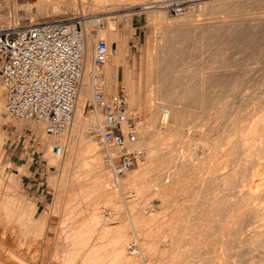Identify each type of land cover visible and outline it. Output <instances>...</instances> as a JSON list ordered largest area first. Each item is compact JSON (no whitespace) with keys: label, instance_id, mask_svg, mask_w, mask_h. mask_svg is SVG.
Wrapping results in <instances>:
<instances>
[{"label":"bare ground","instance_id":"1","mask_svg":"<svg viewBox=\"0 0 264 264\" xmlns=\"http://www.w3.org/2000/svg\"><path fill=\"white\" fill-rule=\"evenodd\" d=\"M143 1L80 0L82 8L88 13L95 12L94 7L110 5L116 8H121V6L131 8L135 3L140 6L142 4L143 8L139 13H146L149 26L157 30L153 54L151 53L152 56H150V46L145 49L144 53L142 52L146 59L142 57L143 66L141 65L142 71L140 70L139 73L135 58H130L128 51L123 54L119 43H114L111 38L118 28L117 22L110 21L107 28L105 25L100 32L93 34L90 30L91 21L98 17H84V68L76 96L73 125L68 134L58 139L48 135L42 125L34 124V128H29L37 135V139L39 138V146L45 154L48 168L58 170V177H49V184L52 186H56L60 181L57 186L58 196L52 208V214L61 217L59 230L62 236L63 251L59 254L58 264H227L229 257L232 256L225 250L229 243L226 244L227 242L218 238L220 241L209 240L211 245L206 244L204 241L209 239L206 236L209 237L210 233L213 239L212 234L216 232L212 233L211 230L217 229L215 230L217 231L216 236L218 231L223 232L224 234L220 233V235L224 236L227 232L229 235L233 231V234H238L235 236L240 237L237 228L241 229L243 222L245 224L246 218L244 219L243 216L247 213L243 215V209L240 211V207H237L238 203L243 208L245 206L246 209H252L253 213L249 211L251 217L264 218V103L259 102L257 108L253 106L255 109L252 108V112L236 116L232 122L230 119L227 121L229 124L224 123L218 131H213L209 121L211 118L208 116V111L217 109L215 107L222 102L225 94L232 95L242 83L238 77L214 72V60L217 62L216 58H219L229 62L228 59H231L228 55L229 49L234 50L230 48L232 42L237 41L238 44L241 42L242 47H247L245 46L247 43L258 45L260 41H263L264 18L257 17V21L253 20L256 23L251 22L252 25H249V21L246 23V21L237 19V21H221L222 23L217 24L204 20L202 23H196L193 21L195 18L190 19L189 14L183 15L178 20L168 18L161 10L163 9L161 4H158L160 0H151V3L146 2V4H143L145 2ZM15 3L17 4V0ZM69 3L70 0H33V4H17V6L26 10L52 8L61 12L66 7L68 9ZM116 17L118 19L121 16ZM106 19H111V17ZM229 24L236 25L232 26L233 29L230 28L232 30L229 28L228 30L227 27H231V25L228 26ZM215 36L220 38L216 52H214L215 45L214 48L213 44L212 48L209 46L210 42L216 39ZM96 38L105 40L110 51V57L100 70L104 77V83L100 89L107 94L123 92L129 106L128 113L134 117H144L143 123H137V140L128 146V149L136 153V163L124 169L122 173H118L117 167H115L116 172L113 168L114 159L117 160L120 154L119 148L105 145L96 139V133L103 123L100 110L98 108H92L96 109L92 110L87 106L96 89L92 82L93 53L91 49V44ZM203 53L207 54L203 56ZM187 57L195 58L196 63L192 61L185 63ZM180 62H183L181 66ZM227 65L229 66V63ZM220 68L223 69V66ZM220 88L222 91L219 92ZM216 92H219L217 97ZM226 96L228 97V94ZM250 100L253 102L252 98ZM251 101L246 109L252 106ZM248 102L244 101L243 105ZM240 106H242L241 103ZM192 107L197 108V112ZM227 109L220 111L221 114L225 111L221 118L227 115ZM3 111L4 107L0 104V126L4 124L1 117ZM194 117L199 118L201 123L199 128L196 124L198 131L192 135L189 125ZM157 124L160 125L159 128ZM25 127L20 125L19 130ZM56 144L62 145L61 153L55 150ZM195 147H201L205 152L203 160L201 159L202 162L199 161L201 164L198 163L202 167L201 170L206 169L203 172L213 178L217 177V181L218 176H222L220 177L222 184L216 185V180L215 183L212 181L215 185L212 189L211 185H208L210 178L208 179L207 175L208 181H205L207 182L205 185L210 186V190H213L212 194H206L209 190L206 186L201 187L204 186L205 175L201 173V170L195 172L194 161L198 159L193 154ZM176 153H179L180 157L177 158L179 162L176 161ZM198 169L199 167L196 170ZM2 172L0 171V178L3 177ZM191 172L194 177H190ZM258 177L262 182L260 187L256 188L254 183ZM192 182L200 183V185L193 187ZM224 186L228 189L237 187V190H230L231 192L238 191L237 196L234 193L232 197L229 196L231 192L227 194L226 188L223 189L226 192L221 190ZM196 188H199V191L193 194ZM234 195L237 197L235 199L237 206H232L233 204L230 203L231 206L226 205L227 210L223 208L228 200L230 201L231 198V201L234 200ZM5 197L4 202L6 203H3L2 208L7 210L9 215L17 213L19 218L26 215L25 209L21 208L16 211L12 208L14 197L7 193ZM62 201L65 203L60 208ZM215 201H219V206H223L217 211L222 213L226 210L225 213L223 211V216L220 213L222 217H218L219 219L215 218L216 214L213 216V210L211 212V207L209 208ZM217 204L216 207L214 206L215 210ZM232 207H237L239 211L233 210ZM209 210L210 214L207 216L205 213ZM245 210L244 212H247ZM248 214L246 217H250ZM23 227L25 233L32 230L29 224ZM234 229H237L236 232ZM262 232L257 233V237ZM223 235L221 238H225ZM252 236L253 239L250 240L257 241L256 238L254 239V234ZM231 237L230 239L236 238ZM259 238L260 242L262 239L264 242V237ZM246 240L248 242L249 239L246 237L243 242L245 243ZM247 242L243 243L244 247H240L241 250L238 252L242 260H245V257L249 258L250 254H254L253 251L257 250L253 245L256 243L252 244L250 241L248 243L251 245H248ZM260 242L256 245L260 246ZM263 242L261 246L264 245ZM236 246L239 247V243ZM230 249L232 250V247ZM257 252L255 251L256 254ZM262 254L264 257V253ZM214 256L217 257L216 260ZM240 257L238 258L241 259ZM9 261L13 262L12 264H21L14 257L9 258ZM232 263L235 264V262ZM232 263L228 262V264ZM0 264L3 262L0 261Z\"/></svg>","mask_w":264,"mask_h":264},{"label":"rangeland","instance_id":"2","mask_svg":"<svg viewBox=\"0 0 264 264\" xmlns=\"http://www.w3.org/2000/svg\"><path fill=\"white\" fill-rule=\"evenodd\" d=\"M144 1H143L144 2L143 4H146V2H148V3L152 2L151 0L150 1L144 0ZM232 2H233V4H232ZM17 4L18 5L33 4V0H17ZM17 4L15 3V0H5L3 5L0 6V14L3 15V16L0 15L1 16L0 20L8 23L9 18L6 16L5 11L7 10V8H10V7H14V9H15L14 11L16 13L15 19L17 21L18 20L19 21L27 20V21H31V22H35V23H47V22L48 23H61V22H66V21H70V20H81V19L84 20V17L85 18L98 17V19H104L105 20V22L103 20V23L106 25V28L108 27L110 21L111 22L112 21L117 22V26L119 28V31L115 32L114 38L120 36L122 32L126 33L127 35H130L128 42H127V49H128V53H129L130 58L131 57L135 58V61L137 63V70L139 73H140V70L142 71L141 65L143 66V59L144 58L146 59L145 56L142 59V54L144 53L145 49L148 46H150V48H151L150 56H152L151 53L153 54V49H154V46L156 44L155 40L157 37L156 36L157 30H155V28L149 26L148 15L146 13H143V12L139 13L141 11V9L143 8L142 4L140 6V4L135 3L133 5V7H131V8H126L127 6H121V8L117 7L118 9L116 7H113L110 5L103 6V7H94L95 12L93 11V12H89V13L85 12V10L82 8L80 0H70L68 9L66 7L65 8L66 10L64 9L61 12H57L56 10H54L52 8H45L43 10H38L37 8H33L30 10H26V9L20 8L19 6H17ZM158 4L159 5L161 4L160 6L163 7V9H161V10L166 13L168 18L178 20L183 15L189 14L191 16L190 19L193 20L195 18L193 21H195L196 23H198V22L202 23V21L204 20L206 22L217 24L219 22L222 23L221 21L231 22L232 20L234 21L237 19L239 21H244V22L246 21V23L249 21L248 22L249 25H252L253 23H256L254 21H257L256 20V19H258L257 17L264 18V0H255V1L254 0H246V1L245 0H160V2ZM158 4L156 3V5H158ZM152 5H155V4H152ZM231 10H233L234 12ZM229 11L232 13H230ZM205 12H207V13H205ZM235 12H236V15H234ZM245 12H246V14H245ZM202 14L205 16H203ZM242 14H244V15H242ZM85 15H87V16H85ZM200 15H202V16H200ZM237 15H238V17H237ZM116 16H121V17H119L117 19ZM192 16H193V18H192ZM234 16H235V19H234ZM110 17H111V19H106V18H110ZM199 17H201V19ZM241 17L245 18V19L242 20ZM210 19H211V21H210ZM82 22L84 23V21H82ZM251 22H253V23L251 24ZM230 25H231V27H227V29L228 28L233 29L236 24H229L228 26H230ZM233 25H234V27H232ZM232 29H230V30H232ZM98 32H100V30ZM214 38H216V36ZM218 38L219 37H217L216 39H218ZM216 39L213 40L215 43L213 41H212V43L210 42V44H209L210 47L213 44L212 47L214 48V45H215V48H216V46L218 45V42L220 41V38L217 40V43H216ZM260 42L258 45L254 44V43L252 45H250V43H247V45H245L247 47L243 46L246 50L242 47L241 42H239L240 45L238 44L237 41L232 42L230 45V48H234V50L229 49V52H228V55L231 56V59H228L229 62L227 61L229 63V66L227 65L228 63L226 61H222L219 58L218 59L216 58L217 62L214 60V63H215L214 64L215 65L214 72H216L217 74L219 73L222 75L226 74L229 76L238 77L242 81V83H244V84L242 86V83H241L240 84L241 86L239 85L238 88L235 89V90H237V89L238 90L237 91L234 90V93L232 95H230V93H227L228 94V97H227L226 96L227 94H225L223 96L224 99L222 98L223 100H221L222 102H220V104L215 107L217 109H211V111H208V116L211 118L209 121L212 124V125L210 124V126H212V128L214 129L213 131L220 130L221 127L224 126V123H226L230 119H231L230 122H232L233 118H236V116L238 117L239 115L246 114L249 111L252 112L253 109H255L254 108L255 106L257 108L259 102L264 103V87H263L264 86V83H263L264 82V75H263L264 74V54H262V53H264L263 52L264 45H262V44H264V40L260 41ZM234 43L236 46L234 45ZM237 45H239L241 47H239ZM209 46H207V47H209ZM210 47H209V49H210ZM93 48H94V43L91 44L92 53H93ZM215 48H214V52H216V50H217V48L216 49ZM240 48H243V49H240ZM208 50H206L207 53H208ZM230 50H231V52H230ZM207 53H203V56L206 55ZM189 58L191 59V57H187L186 62L185 61H183V62L187 63V62L192 61L193 63L194 62L196 63L195 58H192L191 60ZM228 58H230V57H228ZM187 59H189V60L187 61ZM214 59H215V57H214ZM219 61H221V63ZM183 62H180L179 65L181 66V63H183ZM216 63H218V64L216 65ZM223 63H224V65H223ZM225 64H226V66H225ZM218 65L223 66V69L220 68L221 66L218 67ZM224 66L226 67V69L224 68ZM217 68H220V69L217 70ZM138 72H137V74H139ZM249 79L251 80V82ZM220 89H219V92L222 91V89L221 90ZM217 91H218V89H217ZM218 93L216 92L215 96L216 95L218 96L219 95ZM253 95H258V96L257 97L255 96L256 97L255 98ZM216 97H215V99H216ZM250 98L253 99V102L250 100ZM126 100H127V98H126ZM249 100L251 101L252 106L250 108L248 107V109H246V107L250 105ZM244 101L245 102L249 101V102L247 104L243 105ZM254 102L257 103V105ZM240 103L242 106H240ZM0 104L3 105V107H4V111L1 115L2 121L4 122V124H2L0 126V171L1 172L3 171L2 172L3 177L0 178V182L3 184V185L2 184L0 185V261H2L3 264H9V263L12 264L13 262L11 263L9 261V258L11 259L14 257L16 259V261H19L21 264H58L59 254L61 251H63L62 236H61L60 230H59V224L61 221V217L59 215L57 216L55 214H52V208L55 205V199L58 196L57 186H58V183H60V181L57 183L56 186L55 185L52 186L49 184V177L50 176L52 178L58 177V170L56 168H50V169L48 168V162L45 159V154L43 153V151L40 149V146H39V138L37 139V135H35L33 133V131L31 132V129H29L30 127L34 128L35 127L34 124L35 125H37V124L32 122V121L28 122L25 120H14V119H12L13 120L12 121L10 118H7V116L5 114V110H6L5 94H4V89L2 87V84H1V80H0ZM230 104H232V105H230ZM192 109H193V107H192ZM225 109H227L226 110L227 115H225V117L221 118V115L224 116L223 114H225V111L222 112V114L220 111L225 110ZM241 109H242V111H241ZM92 110H96V109H92ZM193 110L196 111L198 109L194 108ZM225 118H227V119H225ZM195 119H196V121L193 122V120H195ZM220 119H223V120H220ZM138 120H139L138 123H143L144 117L140 116V117H138ZM211 120H212V122H211ZM20 121H25V122H20ZM200 123H201V121L199 120V118H196V117H194L190 121V125H189L191 128L190 134L194 135V133L198 131L197 128H199ZM196 124H198L197 128L195 127ZM226 124H229V122H227ZM20 125H24L26 127L20 131L19 130ZM193 125H194V127H193ZM37 126H39V125H37ZM159 127H160V125L157 124V128H159ZM213 135H214V132H213ZM194 150H195L193 152L194 157L198 158V159L195 158L196 160L194 161L195 164L197 163V165L194 164L195 172H197V171H200L202 168L200 166V164H201L200 162H202V160H203L202 157L204 156L205 152L201 147H195ZM175 157H176V161L179 162V159H177L180 157L179 153L178 154L176 153ZM199 157H200V160H199ZM121 162L122 161L119 158L117 160H116V158L114 159V164H113L114 170H115V167H118V165ZM135 163H136V154L132 158V164L129 167H132ZM198 163H200V164L198 165ZM196 166L199 167L198 170H196L197 169ZM194 167L192 168L193 172H194ZM203 171H206V169L201 170V173H203L205 175V179L203 181L204 186L202 185L201 187L204 188L206 186V188L208 189L210 187L208 185H211V188L213 189V187H215V185L213 183H215V180L217 177L213 178V176L211 177L209 174H207L206 172L204 173ZM115 172H116V170H115ZM207 175H208V179L210 178L209 181H208V179H206ZM191 176L194 177V174L192 173L190 175V177ZM218 177H219V179H218V181L216 180L215 184L221 185L222 182H220L221 181L220 177H222V176H218ZM205 181H208V185H205V184H207V182H205ZM212 181H214V182L212 183ZM209 182L211 184H209ZM218 182H219V184H218ZM261 182H262L261 178L260 179H259V177L256 178L255 183H254V187H256V188L260 187L259 185H261ZM192 183H193V185H192L193 187H195V185L197 186V184L200 185V183H196V182H192ZM211 188H209V190H208V192H206V194L207 193L212 194L213 190L211 191L210 190ZM207 189H203V190L207 191ZM223 189H225L227 191V194H229L233 189L237 190L238 188L234 187V188H231L232 189L231 190V189H228L226 186H224V188L221 187V190H223ZM225 190H223V191H225ZM236 190L231 192V194H229V196L232 197L233 193L237 196L238 191L236 192ZM196 191L198 192L199 188H196V190H193V194H196L197 193ZM6 193L9 194L11 197L15 198V201L13 203L12 208L16 211H18L21 208L25 209L24 210V212L26 213L25 216H23L22 218L20 216V218H19V215H17V213H14L13 215H9L8 211L2 208L4 205L3 203H6V202H4L5 201L4 199L6 198L5 197ZM235 195L233 197L234 202L231 201V199H232L231 198L230 201L228 200V202H226L224 204V207L221 205L219 206V203H218L219 201H215V203L213 202V204L211 203L209 208L211 207L210 208L211 212L213 210V212H212L213 216L216 214V217H215L216 219H219L218 217H222L223 214L226 212V210H227L226 205H229L230 203H232L233 205L230 204V206L231 205L237 206V204L235 202V199L237 197ZM208 200H210V199H208ZM236 201L238 203V199ZM64 203H65L64 201L61 202L60 208H62L64 206ZM216 204L218 206L215 210ZM220 207H223L226 209V210H223L224 213H223V211H222V213H221V211H219L222 209V208L220 209ZM237 207L238 208L240 207L239 208L240 211L243 209V215H245L244 213L248 214V212L249 211L251 212V210H252L251 208H249L250 210L248 208L246 209L245 206H244V208H243V206H239V203H238ZM237 207H235V208L232 207V208H233V210L234 209L238 210ZM212 208H214V209H212ZM217 209H219V210L217 211ZM210 210H209V212L205 213L207 216H208V214H210ZM244 210L247 212H244ZM214 211H216V213H214ZM217 212H219V214ZM250 212H249L250 217L249 216L246 217L247 214L245 216H243L244 219L246 218V220H244V221H246L245 224L243 222V225H242L243 227L241 226V229H239L240 227H238L237 228L238 230L234 229L235 232L237 230V232L240 234V237H239L240 239L237 236H235L236 233L233 234V231L232 232L230 231L231 233L229 235H227L229 233V232H227L225 234L226 236L223 235L224 234L223 232L218 231V235L216 236L217 231H215V230H217V229L211 230L212 233L216 232V233H214V235L212 234L213 239H212V237H210L211 236L210 233H209V237L207 234H206L207 236L204 235L207 238H209V239H207L205 237V239H207L206 241H204L206 244L211 245V241L216 242V241H220V240H224L225 242H227L226 244L229 243L228 245H226L225 250L230 255H232L234 258H231L232 256H230L228 261H227V264H228V262L229 263L235 262V264H237L236 262H238V264H239V262L241 264L242 263H245V264H247V263L248 264H251V263L252 264H260L261 263V264H264V257H262V255H263L262 253H264V247H263L264 245L261 246L263 239H262V242H260L261 240H259L260 239L259 237H261V238L264 237L263 236L264 235V233H263L264 232L263 231L264 230L263 229L264 228L263 227L264 226L263 225L264 224V221H263L264 218H258L257 219L255 217H251V213H253V212H251V213ZM220 213L222 214V216L220 215ZM252 216H253V214H252ZM252 218H253V221H252ZM247 219H250V220H247ZM254 219H257L258 221L254 220ZM259 220H260V222H259ZM262 221H263V223H262ZM27 224H29L31 226L32 230L28 233H25V231H24L25 228L23 226L27 225ZM260 225H261V227H260ZM252 229H254L255 231ZM239 230H240V232H239ZM241 230L243 232L242 234H241ZM260 230H262L263 232ZM256 231H258V232H256ZM259 231L262 232L263 235H262V233H261V235H259L260 234ZM251 232H254V233H251ZM220 233H223L221 235H223L226 239L221 238ZM255 233H256V235H255ZM257 233H259L258 237H257ZM253 234H254V239L256 238L257 241L259 240L258 242L255 240H254L255 242L253 240H250V239H253V238H251V237H253L252 236ZM231 235L232 236L234 235L233 237L238 238L239 241L242 238H244L243 240H241L242 242L245 241L246 237H247V239L252 241L251 242L252 244H253V242L256 244L260 242V246H257L259 244H257V245L253 244L255 246V249H257V250H255L256 252L259 249L260 253L257 252V254H259V255H257L255 253V251H253L254 254L251 253L250 254L251 258L249 257L251 260H249V258H246V257H245V260H247V261H245L244 259L242 260V258L239 256L238 252L241 250V248L244 247V244L247 242V240L245 243L243 242L244 243L243 244L242 242L240 243L237 239V240H234L235 242L237 241V243H235L233 241V239H236V238L231 237ZM236 235H238V234H236ZM241 235H242V237H241ZM248 236H249V238H248ZM230 237L233 239H230ZM215 238L217 240L214 241ZM218 238H220V240H218ZM228 238L230 239V241H233V242L230 243ZM227 239L229 242L227 241ZM209 240H211V241H209ZM249 240H248V242H250ZM207 241H208V243H207ZM238 243H239V247L236 246V245H238ZM251 243H248V245L249 244L251 245ZM213 244L214 243H212V245ZM240 244H241V246H240ZM263 244H264V242H263ZM227 246L232 247V250L230 249V247L228 248ZM258 247H260V248H258ZM233 248H234V250H233ZM229 251H231V252L235 251L237 254L235 252L230 253ZM210 252H212V251L210 250ZM233 254L234 255L236 254V255L234 256ZM260 256L263 258V260H262V258H259ZM238 257H240L241 259H239ZM5 258H6V260H5ZM216 259H217V257L214 258V260H216ZM21 260H23V261H21ZM229 260L232 262H230ZM234 260H236V261H234ZM260 260H262V261L260 262ZM5 261H6V263H4ZM241 261H243V262H241ZM232 264H234V263H232Z\"/></svg>","mask_w":264,"mask_h":264},{"label":"built area","instance_id":"3","mask_svg":"<svg viewBox=\"0 0 264 264\" xmlns=\"http://www.w3.org/2000/svg\"><path fill=\"white\" fill-rule=\"evenodd\" d=\"M5 0H0V6ZM14 7L7 8L8 23L0 20V80L8 118L32 121L58 139L73 125L76 96L85 58L83 20L61 23L17 21ZM88 20V19H87ZM93 34L105 27L100 19L91 21ZM110 57L105 40L96 38L92 54L93 91L88 107L98 108L103 123L96 133L105 145L119 148L118 173L132 164L135 152L128 146L137 140L138 117L128 113L125 94H107L100 87V72ZM55 150L61 153L62 145Z\"/></svg>","mask_w":264,"mask_h":264},{"label":"crops","instance_id":"4","mask_svg":"<svg viewBox=\"0 0 264 264\" xmlns=\"http://www.w3.org/2000/svg\"><path fill=\"white\" fill-rule=\"evenodd\" d=\"M117 31H119V28H117L113 32L111 38H112V40H113L114 43H116V44L119 43L120 48H121V50H122V52L124 54V53H126L125 51H128L127 50V42H128V39H129L130 35H127L126 33L122 32L120 36L114 38V34ZM142 57H143V54H142Z\"/></svg>","mask_w":264,"mask_h":264}]
</instances>
